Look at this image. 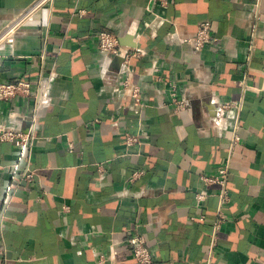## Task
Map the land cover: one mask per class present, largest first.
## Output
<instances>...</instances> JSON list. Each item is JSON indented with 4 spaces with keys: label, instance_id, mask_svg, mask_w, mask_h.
Returning <instances> with one entry per match:
<instances>
[{
    "label": "crops",
    "instance_id": "1",
    "mask_svg": "<svg viewBox=\"0 0 264 264\" xmlns=\"http://www.w3.org/2000/svg\"><path fill=\"white\" fill-rule=\"evenodd\" d=\"M36 2L0 0V33ZM202 25L216 42L197 52L180 40ZM0 63V84L34 86L0 100V124L23 133L55 76L31 148L0 144L5 264H134V236L154 264H264V0H53Z\"/></svg>",
    "mask_w": 264,
    "mask_h": 264
},
{
    "label": "built area",
    "instance_id": "2",
    "mask_svg": "<svg viewBox=\"0 0 264 264\" xmlns=\"http://www.w3.org/2000/svg\"><path fill=\"white\" fill-rule=\"evenodd\" d=\"M53 0H37V2L28 9L25 13H23L15 22L6 26V28L0 33V44L3 41H6L8 44H13L15 42V37L18 30L22 26V22L25 19L30 18L32 15L36 14L43 7L50 4ZM156 25H161L164 23V19L160 17H156L153 21ZM99 38V50L107 55L117 56L121 50V43L119 38L116 35H113L108 32H102L98 35ZM184 45L192 46L193 49L197 52L202 51L205 46L208 44H212L216 42V39L213 37L211 33V28L208 25H202L197 34L193 38L189 39H181L180 40ZM133 50H129L125 54L124 63L127 66L128 70L131 64V59L135 56ZM1 69V63H0ZM55 78L54 74L48 79L40 78L36 84V95L35 101L32 108V115L30 117V128L28 133H23L20 131H16L10 129L2 124H0V144L8 143L17 147L21 153H24L28 149L31 148L33 142L35 141V134L38 124V115L43 107L52 103V95L51 88L52 82ZM123 86L125 88H130L131 95L135 99V106L140 107L141 91L138 87L132 86L131 81L127 78L123 82ZM34 86L31 82L27 81H14L10 83H2L0 84V100L1 101H10L12 99H16L18 97H30ZM187 104L182 102L180 107L183 108ZM238 137H235L237 140ZM137 138L128 137L127 145L132 146L137 142ZM10 174L15 176L18 173L17 166L10 167ZM23 180L31 185L34 182V173L30 169H26L23 173ZM137 176V175H136ZM221 177H226V170L221 171ZM211 182L215 180H209ZM219 181V180H216ZM221 202L224 204L229 201V197L227 193L224 191L221 196ZM224 221V217L220 214L219 220L216 223L215 229L219 230L221 224ZM4 224V218L0 216V227ZM128 245L130 247L131 256L134 259V264H154V259L149 251V249L145 245V241L140 236H134L128 240ZM0 264H5V261L2 257H0Z\"/></svg>",
    "mask_w": 264,
    "mask_h": 264
}]
</instances>
